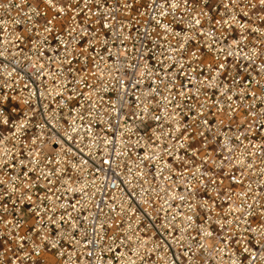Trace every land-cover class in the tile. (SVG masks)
Segmentation results:
<instances>
[{
  "label": "built area",
  "instance_id": "1",
  "mask_svg": "<svg viewBox=\"0 0 264 264\" xmlns=\"http://www.w3.org/2000/svg\"><path fill=\"white\" fill-rule=\"evenodd\" d=\"M0 264H264V2L0 0Z\"/></svg>",
  "mask_w": 264,
  "mask_h": 264
},
{
  "label": "snow or ice",
  "instance_id": "2",
  "mask_svg": "<svg viewBox=\"0 0 264 264\" xmlns=\"http://www.w3.org/2000/svg\"><path fill=\"white\" fill-rule=\"evenodd\" d=\"M262 2H264V0H262Z\"/></svg>",
  "mask_w": 264,
  "mask_h": 264
}]
</instances>
